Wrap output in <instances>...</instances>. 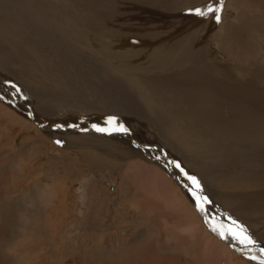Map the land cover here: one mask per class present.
Returning a JSON list of instances; mask_svg holds the SVG:
<instances>
[{"label":"rangeland","instance_id":"rangeland-1","mask_svg":"<svg viewBox=\"0 0 264 264\" xmlns=\"http://www.w3.org/2000/svg\"><path fill=\"white\" fill-rule=\"evenodd\" d=\"M90 1H96V2L99 1L98 3L101 5L104 13L107 7L112 6V8H114L115 11L114 15L118 16L114 18V15L111 13L110 15L113 16L108 18L107 15L104 14L106 16L103 17V20L101 22L107 23L109 26V21L110 23L112 22V24L114 23L113 18L116 21L113 27L111 26V28H109L110 31H108V28L105 29L106 31V32L104 31L105 35L100 36L101 40L107 39L108 34L112 35L111 32L113 33V35H118V36H124V35L128 36L129 35L128 33H130L131 35L130 37L135 36L134 38L138 37L141 39L143 37H147L146 35H148L143 31V29L140 28L141 26L143 25L151 26V24L153 23H159L160 28L169 30L171 32L169 33V37H167L165 40H169L170 38L173 37L174 39H179L180 35L182 39H185L186 36L189 37L190 39L193 38L195 42L196 43L198 42V44L200 45L203 46L208 45L207 47L205 46L206 48L205 55L209 54L208 51H210V48L216 49L220 57L222 55L224 59L226 58V60L231 61L227 67H230L228 70L234 81H237V79L238 81H241L243 78V80H246L252 84L254 90H256L259 86L264 85V67H263L264 63L263 64L261 63L263 65L262 66L263 68L261 67V64L260 66H258L256 63H253V60H255V58L252 52H249V54L251 53L250 55L253 58L248 59L247 60L248 63L239 61L237 59L235 60L231 58L227 59L228 56L226 52H222V50H220V46L218 47V42L216 40V33L220 31L221 26L222 28H224L230 23L227 26V28H230L229 26L235 27L236 29L241 28L243 33L244 32L243 27H244L246 30L249 29L252 32L255 33L257 32L256 34L252 32L249 33L245 32L242 36L245 37L246 39H249L250 35L255 34V36L253 35L254 37L252 40L254 47L257 46V48H264L263 46L264 45V39H263L264 38V24H263L264 0L261 1L249 0L250 2L248 0H243L242 2L241 0H224L222 10L220 12L221 19L219 23H217L214 16L212 15L201 17L189 12V9L203 7L208 3H213L214 5L215 0H154V1L150 0V2L148 0H144V2L143 0L142 1L141 0H127V1L126 0L123 1L122 0H118V1L90 0ZM96 2L92 3L94 7L97 4ZM147 2L149 7H151V9L148 6H145ZM250 8L252 11H250ZM260 8H262L263 10ZM259 9L261 12H257ZM124 15L126 16L125 19L123 20L130 18L133 19L134 22L132 24L134 26H130L127 29L129 25L127 27H124V25L120 24V21L122 20ZM255 16L258 19L257 21ZM106 20L109 21L106 22ZM258 22L259 24L262 25H258ZM256 24L258 27L256 26ZM252 25L253 26L255 25V27L258 28V31H255L256 28L255 27L252 28L253 27ZM122 27L123 29H121ZM155 28L156 26L149 29H155ZM129 29L132 32H130ZM115 30L119 31V34L121 35H119L118 32L117 33L114 32ZM176 30L179 32H176ZM23 31L24 29L20 23L9 25V22H7L0 27V32L4 33L6 37H10L11 39L14 40L17 39L18 41L22 39L21 33H23ZM190 33H193L195 35L192 36L191 34L192 36L191 37ZM97 35L99 36L98 33L95 34V36ZM118 36L116 37L119 38ZM158 36L165 37L168 36V34L166 32H162L159 33ZM255 37L256 40L258 39L257 41L254 39ZM160 40L162 41V39ZM57 43H63V42L58 39ZM24 44L27 45L26 42H24ZM154 46L155 45L153 44V47ZM106 53L104 55L107 56L108 53L107 54ZM263 53H264V49L262 54ZM262 54L260 58L263 61L264 55ZM108 56L109 57L112 56L113 59V55L111 56L108 55ZM64 57L71 60L70 63H72V65L74 64L73 67L78 66V62L75 60L73 61V59H76L74 54H71V57H68L65 54ZM28 59H29L28 62H26L25 65L19 70V72L21 73V78L23 79V81H25V83L29 84L30 81V84L29 85L27 84L26 86L28 89H31V91H33L34 93L36 92L37 94L40 95L42 94V96L39 95L35 97L33 100L32 95L29 94V91H27L28 89L25 86H23V83L17 79L16 83L18 84L15 85L23 93V95L20 96L21 100L19 102L18 99H15V101L17 100L16 102L14 101L15 104L17 102L19 103V105L17 103L18 108L20 109L19 112V110H17L18 108L16 109L17 105L15 106L14 102L12 101L14 100L15 97L13 96V92L11 90L10 84L7 83V86H9L10 88L9 91L11 90L10 91L11 95L9 92L2 94L1 93L2 90H0L1 93L0 97H2L0 98V180L4 176L8 177L9 175L8 177L9 179L7 178L8 179L7 183L5 182L3 188L0 187L1 188L0 193H2L6 189H10L3 197V200L5 202L7 201L8 203L6 206L7 208L5 207L7 211L4 212L3 210L5 209L0 210V214H1L0 216L4 218L1 220L0 223L1 224L0 240H4V244L6 243L5 244L6 247L2 246L3 249L2 247L0 248V264H10V263L15 264L11 262V259L13 261H16V264H86L85 259L87 258L89 259L90 257L91 259L89 260L92 261L91 262L92 264H96L95 260L97 261V264H101V263L102 264H137V262H140L139 258L137 257L141 256L142 253H143L142 257L144 258V261L140 262V264H148V263L149 264H261V260H264V253L259 252L260 250L258 249L264 248V206H262L261 204V202L262 203L264 202V199L262 201L258 200L257 198L255 200L250 199V198H255L254 197L255 195L253 193H255L256 188L255 185H253L254 184L253 181L251 182L248 181L247 183H243L239 177V174H234L235 176L230 175L227 178L228 184H225L226 187L219 186L218 183H216V184H211L209 189H207L208 187H206L204 183L200 184L199 182V175H198L199 169L191 166L190 162L187 160V158H185V155L188 154L190 157H192V160L196 162H200L202 160V162L209 163V161L215 160V158L217 157L218 159L216 158V161H222V160L224 161V164L221 163L220 165H228L229 164L227 163L229 161L228 152L225 153L222 150H213L211 153L205 149H202V151H199L200 149H196L197 150L196 151L194 147H191L192 144L189 142L179 139H175L176 142L173 140L174 143L172 142V144H174V149L176 150L178 149L176 151L177 153L173 151L170 152L165 148L161 160L163 164L164 161L166 163L172 164L171 169H173L172 172L174 174H176L177 176L180 174L179 177L176 178L175 180L168 172L161 169L159 165L156 164V166L153 167L155 162L153 163L152 161H149L150 159L157 162L160 160V159L156 160L153 156L150 155L151 153H154L153 146L147 145L146 144L147 142H145V140L142 139L145 136V134L147 135L149 134L148 136L150 137L154 136V130L152 128H149V124H146V122L144 121H141L140 126L142 128L140 129L139 126H136L137 123H139V120L136 121V119H134L131 116L130 117L132 119L127 118L126 116L128 115L122 114V118L121 120L118 118V122L122 123L123 125L127 124L124 127L128 126L127 128L128 133L127 134L121 133L118 135L117 138L124 141V144H120V145H125L126 142V144L129 145L128 146L129 148L131 149L134 148L137 149V151H139L140 149H142L140 146L142 145L143 147L145 142V145H147L146 148L149 149L146 150L148 153L146 155L140 153L144 158L140 156L141 159L138 157L136 161H134L135 159L134 160L132 159V161L130 159L128 161H125L124 165L121 164V166L116 165L114 163L110 164V162L108 161L105 162L104 160L106 164L103 162V166L99 169L97 168V166H93L89 163L91 166H93L92 168L96 170L94 171L92 170V168H88L89 164L86 162V158L84 157L86 154H89L87 152L86 154L84 153L87 150L86 144L87 143L93 144V142H91L90 140L88 141L86 139H83L84 136H75L73 132L71 133L68 132L69 133L68 136L67 133H63L57 127L58 123H56L57 122L56 119L62 120L63 118H66L65 116L66 114H68L66 113L67 111H65V114H63L64 111L55 113V115L58 114L57 116L53 114L56 118L53 115L49 117L48 115H46L45 116L46 121H47V117L55 118V119L52 118V120L49 119V122L56 123V127H53L52 125H49L47 127V125L49 124L48 122L47 124L46 122L44 123L41 122L42 124H44V126L46 125V127L44 128L41 126V124H40L41 127L38 126L37 122L33 123L28 117L22 114L23 112H25V109H24V105H22L21 103L30 100L28 103V108L32 111L31 107L34 106L35 100L37 98H41V100L47 101L51 104H53L54 102L56 103L60 102L63 103V105H65L67 110H72V111L75 110L73 112L74 115L78 110L82 111L76 114L83 115L84 116L83 118L87 119V121H84L86 123V126L91 127L93 125H96V123H98L97 126L108 127L109 129L111 128V125H105V119L108 116H112L111 115L112 112L109 110V108L106 105H104L105 107L104 108L103 104L101 103L100 104L98 103V105H96V107L92 109H87V106L84 105V103L86 102L85 101L82 102L78 94V91L82 90L85 94H87L88 97L90 98V102L93 101L92 99L96 98L95 92L92 91L88 86L84 85L81 82V80H79L80 76H76L75 74H72L70 71L67 70L65 71L64 70L65 68L62 67V65L57 67L59 64H61L58 63V61L56 62L57 59L54 60V58L53 59L49 58V60L51 59V61H49L48 59L41 60V58H39V62L41 63L33 62L29 56ZM5 62L7 63L8 66H10L11 63L10 59L6 58ZM100 62L101 65L104 66V63H102L103 61ZM231 63L233 64L231 65ZM44 65L46 67L50 65V68L48 69ZM245 66L248 67L246 68ZM227 67L224 68L227 69ZM231 67H234V69L232 68L234 71L232 73L230 72ZM21 70L23 73L21 72ZM0 71H1L0 75L6 74L3 73V70L0 69ZM54 71L56 72L54 73ZM30 73L31 75H29ZM113 73L114 75H116L115 71H113ZM32 76L33 77L35 76L34 79ZM47 77H50V79L49 78L47 79ZM46 79L49 81H47ZM3 81L1 82L3 84H6ZM40 81L42 82V85L44 84L43 86L41 85ZM50 81L52 84L50 83ZM39 83H40V87L35 86V84L39 85ZM47 85L50 86L51 88L50 87L46 88L48 87ZM32 86L34 87L35 90L33 89ZM0 88H2V86H0ZM44 88L45 91L43 90ZM57 88H59V90H57ZM228 88H229V84L228 87L226 88L227 90L226 93L228 92L227 94H233V91H231ZM47 89L50 92H48ZM52 89H54L55 91ZM72 90L73 92H70ZM46 91L48 94L45 93ZM60 91L62 92L59 94ZM72 93L77 95L75 96ZM258 94L257 96H259L260 99L264 97V89L262 90V86H261V93ZM53 95L54 97H52ZM69 95L75 98H72ZM4 97H6L7 99L5 98L3 100ZM9 98L10 99L12 98L11 101L9 100ZM70 99H72L73 101H70ZM36 103L40 105L38 101ZM34 107H33L34 111H37L38 109ZM93 111L96 112V114H93L94 113ZM68 112H70V114L72 113L71 111ZM61 114H63V116ZM60 115L62 116V118H59ZM33 117H35V114H33ZM35 118L41 120L40 115L39 116L36 115ZM76 125L77 124H72L65 128L67 129L69 128L71 129V127L78 128L79 124L77 126ZM136 127H139L138 128L139 131H136ZM79 128L81 129L80 132L82 133L86 132L82 129L86 127L79 126ZM92 128L93 127H91V130ZM144 129H146V131ZM95 130L96 129L94 128L93 130L94 133L98 134V132H95ZM55 131H57V133ZM141 132L144 134L142 138L140 137L141 135L140 136L136 135ZM138 137H140V139H138ZM56 141H60L61 143L58 144L56 143ZM153 142H155V140ZM176 143L178 146L176 145ZM156 144L159 146L160 143L156 142ZM167 144L169 146L170 142H167ZM131 145L132 146L136 145L135 147L137 148L132 147ZM150 146H152V148ZM161 146L164 147L162 144ZM185 147H187L190 150H188ZM21 151H23L24 154L21 153ZM95 151H96L95 153H98L99 156L101 155L103 157L102 155L103 148L102 150L95 149ZM73 152L77 153V156H79L80 160L72 155H69L70 153ZM117 152H119L118 149L113 150V153H115V155H119V153L117 154ZM65 153L67 154V156H70L73 159L75 158L74 160H78L76 165H78L79 167L75 166L76 168L75 171H77L76 173L77 175L73 171V177H70L69 174L66 173V171L57 169L55 173L53 172L51 174L54 180H52L51 183H49L50 181L48 180L49 179L48 177L43 178L44 175L47 176L45 171L49 167L57 166L60 162L64 161L66 158ZM238 158L239 157H237V159ZM178 159L180 162L178 161ZM11 162L12 163L17 162L18 165L20 162L22 165L21 164L19 165L20 168L13 167L10 165ZM178 163H181L182 166ZM177 164L181 166V168L177 167ZM148 167H152L153 169ZM21 168L22 170H20ZM181 169H183V172L181 171ZM32 170H34V172ZM90 170H92L93 172H91ZM185 173L189 176H194L196 180L199 182L200 191L197 193L199 197L200 198L207 197L211 201V204L203 205L207 209L205 215H207L208 217V222H205L204 216H202L195 207L196 199L194 200V198H192L193 197L192 193L196 191V186L188 179V177L187 178L184 177L186 176ZM12 175L14 178L12 177ZM151 176L154 177L152 178ZM105 178H108L111 181L105 183L103 181ZM43 180H45V183L43 182ZM37 185H39V187L40 185L41 186L47 185V187L58 186V190L57 191L45 190L44 192H47L48 194L50 193L51 197L49 200L40 201L41 202L40 203L38 198L40 197L41 193L44 192H42L43 187H41L42 190L39 189L36 190ZM92 186L96 188V190L93 188L92 191L94 192L90 193ZM180 186H182L183 189ZM184 186L186 193L184 191ZM253 187L254 189H252ZM187 189L191 190L190 193L189 191L187 192ZM251 189L253 190V192ZM32 190L33 191L35 190V192H33ZM31 191H32L31 197L26 198ZM10 192H15V193H10ZM51 194L53 195L54 198H52ZM137 194L139 197H136ZM240 195L244 196L243 199L244 202L239 206L238 197H240ZM222 196L223 199L221 198ZM28 200H30L31 202L40 203V209L44 207L45 209L44 213H46L47 215L45 216L48 221L47 225H46V221H44L45 218L41 220V224L43 223L45 226L44 231L45 233L47 232L45 236L47 237L46 238L47 242H45V244L42 245L43 247L40 244L41 241L43 240L42 237L43 233L42 236L36 235L33 238H28L30 234H28V236L24 235L23 233L21 234L22 230L19 231L13 229L12 231L4 232V229H8L9 227L6 219L11 220L14 217H16L14 218L16 221L13 219V223L20 222L23 228L22 223L24 221V218H22L23 216H20L19 214L27 209L26 207L28 204L27 202ZM217 200L220 202H218ZM221 200L223 203H221ZM258 201L260 204L258 203ZM25 202H27V204H25ZM1 205L3 208L4 205L0 204V207ZM245 206H248L250 211L248 207L246 208ZM226 207L230 209L232 208L231 211ZM253 207H254V211H252ZM11 208L12 210H10ZM223 210L225 211L224 214H222ZM235 210L237 212H234ZM229 211L232 213H230ZM218 212H220L222 215H220ZM225 213L227 214L226 216L229 219L226 216H224ZM213 220L215 222H213ZM233 220L237 221L239 225L243 226V228L247 230L249 235H251L252 238L257 242L255 245L256 248L253 246H252L253 249L251 250L246 248L248 249V251L250 250L249 253L248 252L243 253L238 250V248H240L239 245L241 246L240 243H237L234 240L230 241V239H225V240L221 239L216 233L213 234L214 232L210 230L209 223L211 225L213 224L214 226L218 224L217 229L220 232H227L228 229L229 230L234 229L235 231H237L238 230L237 226L232 225ZM191 224L193 225L191 229L195 231L194 232L195 234L193 233V236H191L193 231L189 230L190 236L188 237V233L186 232L187 230L186 227L187 225L188 227H190ZM220 225L222 226V228H219ZM198 232L203 236L201 235L197 236ZM136 234H138V236ZM135 235L136 237H138L136 240L133 239ZM159 235L161 237L163 235L164 236L162 238H159L158 237ZM257 238L260 242L257 241ZM207 239H210L209 242L207 243L208 245H206ZM258 242L259 243L262 242V244H258ZM97 249H99V251L102 249L98 255H96ZM3 255L7 257L3 258L4 257ZM95 256H99L100 258L103 259L102 260L95 259ZM255 256H257L256 259H252V257Z\"/></svg>","mask_w":264,"mask_h":264},{"label":"bare ground","instance_id":"bare-ground-1","mask_svg":"<svg viewBox=\"0 0 264 264\" xmlns=\"http://www.w3.org/2000/svg\"><path fill=\"white\" fill-rule=\"evenodd\" d=\"M116 1H118V0H116ZM148 1L150 2V0H148ZM242 1L243 0H241V2ZM258 1H261V0H258ZM94 2H96V1H90V0H0V27L3 26L4 23L9 22V25L20 23L24 29L23 33L20 32L22 34V39L19 41L17 39L14 40V39H11L10 37H6L4 33L0 32V69L3 70V73H6V74L0 75V79L2 78L0 80V86H2V88H0V90H2L1 93L2 94H5L6 92L10 93V91L12 90L13 96L15 97L14 100H12V101L14 102L15 99H18V102H19L21 100L20 96H22L23 93L21 92V90L19 92H16V90L12 87V85L18 84V83H16V80L18 79L20 82L23 83V86H25V87L27 86L28 83H25V81H23V79L21 78V73L19 72V70L25 65L26 62H28V60H29L28 56L32 59L33 62H39V58H41V60H46V59L49 60V58H52V59L54 58V60L57 59L56 62L58 61V63H61L57 67L62 65V67L65 68L64 69L65 71L67 70V71H70L72 74H75L76 76H80L79 80H81V82L84 85L88 86L92 91L95 92L96 98L92 99L93 101L90 102V98L88 97L87 94H85L82 90L78 91V94H79L82 102H84V101L86 102V103H84V105L87 106V109H92V108L96 107V105H98V103L99 104L101 103V104H103V107H104V105H106L109 108V110L112 112L111 113L112 116L115 115L120 120L122 118V114L128 115V116H126L127 118L132 119L131 117H133L134 119H136V121L139 120V123H137L136 126H139L140 129L142 128L140 126L141 121H144V122H146V124H149V128H152L154 130V136L150 137V136H148L149 134L148 135L145 134V136L143 137L144 134L142 132H144V131H142L141 133L136 134V135L137 136L141 135L140 137L141 138L143 137L142 139L145 140V142H147L146 143L147 145H152L155 154L154 153H151V154L149 153V154L151 156H153L156 160L160 159L158 162L153 161L151 159L149 160V161H152L153 163L155 162L154 165L152 164L153 167L156 166V164H157L161 167V169L168 172L175 180H176V178L179 177L180 174L177 176L176 174H174L172 172L173 171V169H171L172 164L166 163L165 161L163 164V162L161 160V157L164 154L163 151L165 148L167 150H169L170 152L173 151V152L177 153L176 151L178 149L177 150L174 149V144H172L173 140L175 141V139H179V140L189 142L192 144L191 147H194L195 150L200 149L199 151H202V149H205V150L212 153L213 150H222L225 153L228 152V155H229L228 156L229 161L227 162V163H229L228 165H220L221 163L224 164V161L223 160L222 161H216L217 157L215 158V160L209 161V163H207V162H202V160L201 161L198 160L200 162H196V161L192 160V157H190L188 154L185 155V158H187V160L190 162L191 166L199 169L198 175H199L200 184L204 183L206 185V187H208L207 189H209L211 184H216V183H218L219 186L226 187L225 184H228L227 178L230 175L239 174V177L243 183H247L248 181H250V182L253 181V183H254L253 185H255L256 190H255V193H253L255 195L254 196L255 198H250V199L255 200L257 198L258 200L262 201L264 199V97L262 96L263 98L260 99V97L257 96V94L261 93V86H262V90H263L264 85H261L259 87L257 86L258 88L257 89L255 88L256 90H254L252 84L246 80H243L242 77H241L242 78L241 81H238V79H237V81H234V79L231 77L229 70H228L230 67H227L231 61L226 60V58L224 59L222 57V55L220 57L218 55V51L216 49L210 48V51H208L209 54L207 53L208 55H205L206 54V48H205L206 45L203 46V45L198 44V42L196 43L193 38L190 39L189 37L186 36L185 39H182V37L180 35L179 39H174V37H173V38H170L169 40H165L167 37H169V33H171V32L169 30H165V29L160 28L159 23H153V24H151V26H148V25L141 26L140 28L143 29V31L146 34H148V35H146L147 37H143L141 39L138 37L134 38L135 36L130 37L131 36L130 33H128L129 34L128 36H126V35L118 36V35H113V33L111 32L112 35L108 34L107 39H105V40L102 39L103 40L102 41L100 36L105 35V32H106L105 29L106 28H108V31H110L109 28H111V26L113 27V25L116 21V20H114V18H116L118 16L114 15L115 11H114V8H112V6L107 7L105 10V13H104L101 5L98 3L99 1L96 2L97 4L95 5V7L92 4ZM143 2H144V0H143ZM145 6L149 7L148 2L145 4ZM145 6H144V9H145ZM122 7H121V9H122ZM241 7H243V6H241ZM149 8L151 9V7H149ZM117 9H119V8H117ZM117 9H115V10H117ZM260 9H262V8H260ZM260 9L257 12H261ZM147 10H148V8H147ZM250 11H252L251 8H250ZM111 13L114 15V18H113L114 23L113 24H112V22L110 23L109 20H108L109 26L107 23L101 22L103 20V17H105L106 15L108 18L113 16V15H110ZM104 14H106V15H104ZM125 16L126 15H124V17L120 21V24L124 25V27H127L129 25L127 27V29L130 26H134L132 24L134 22L133 19L130 18V19L123 20V19H125ZM255 18L257 21L258 19L256 16H255ZM108 21L106 20V22H108ZM258 25H262V24H259V22H258ZM155 26H156L155 29H149V28H152ZM227 26H225L224 28H222V26H221L220 31H218V29H217L218 32L216 33V40L218 42V47L220 46V50H222V52H226V54L228 56L227 59L231 58L234 60L237 59L239 61L247 62L248 59L253 58L250 55L251 53L249 54V52H252L254 54L253 56L255 58V60H253V63H256L258 66H260L261 63L263 64L264 59L262 58L263 59V61H262L260 56H261L264 48H257V46L254 47V44L252 41L253 37L255 36V34L257 32L256 33L252 32L249 29H248L249 30L248 31L242 26L243 30H244V32L242 33L241 28L236 29L235 27H232V26H229L230 28H227ZM256 26H257V24H256ZM254 27H255V25L252 28H254ZM121 29H123V27ZM180 29H182V28H180ZM256 29H255V31H258V28H256ZM129 31H130V29H129ZM114 32H116V33L118 32V34H119V31H117V30H115ZM130 32H132V31H130ZM162 32H166L168 34V36H165V37L158 36L159 33H162ZM176 32H179V31L176 30ZM202 32H203V30H202ZM245 32H248V33L252 32L255 34H253L254 36L250 35L249 39H246L245 37L242 36ZM96 33L99 34V36L97 35L98 37L95 36ZM125 33H126V31H125ZM191 34H192V36L195 35L193 33H190V36H191ZM119 35H121V34H119ZM116 36H118L119 38H117ZM204 36H206V35H204ZM19 38H20V36H19ZM58 39L60 41H62L63 43H57ZM160 39H162V41ZM254 39L256 40V37ZM211 40H213V39H211ZM261 41H262V39H261ZM24 42H26L27 45H25ZM112 44H114V45H112ZM153 44L155 45L154 47H153ZM208 44H209V42H208ZM261 45H262V43H261ZM259 47H261V46H259ZM261 49H262V51H261ZM105 53L107 54V56L113 55V59H112V56L107 57L106 55H104ZM65 54L68 57H71V54H74L76 59H73V61L74 60L77 61L78 66L73 67L74 64L72 65V63H70L71 60L64 57ZM262 55H264V53ZM6 58L11 60L10 66H8L7 63L5 62ZM42 58H44V59H42ZM49 61H51V59ZM100 61H103L102 63H104V66L101 65ZM39 63H41V62H39ZM232 64L233 63H231V65ZM262 64H261V67L263 66ZM246 65H248V64H246ZM250 65H251V63H250ZM62 67H60V68H62ZM224 67H227V69ZM234 67H236V66H234ZM234 67H231V69L232 68L234 69ZM242 67H244V66H242ZM46 68L49 69L50 65L47 66ZM231 69H230V72L231 73L234 72L233 69L232 70ZM22 70H21V72H22ZM30 71H33V70H30ZM36 71H37V69H36ZM113 71H115L116 75H114ZM44 72H46V71H44ZM55 72L56 71H54V73ZM0 73H1V71H0ZM247 73H248V71H247ZM29 75H31V73ZM32 75H34V74H32ZM66 76H68V75H66ZM34 77H33V79H34ZM48 78L50 79V77H47V79ZM262 78H263V76H262ZM255 79H256V77H255ZM42 80H44V79H42ZM1 81L5 82L6 84H3ZM47 81H49V80H47ZM69 81H71V80H69ZM7 83L10 84V87H11L10 91H9L10 88H9V86H7ZM50 83H51V81H50ZM29 84H30V81H29ZM228 84H229L228 89L233 91V94H227L228 92L226 93V91H227L226 88L228 87ZM41 85H42V82H41ZM4 86H6V87H4ZM35 86L40 87V83H39V85L35 84ZM61 86H62V84H61ZM49 87L50 86H48L46 88H49ZM33 89H34V87H33ZM69 89H70V87H69ZM43 90L45 91V88ZM52 90H54V89H52ZM55 90H56V87H55ZM57 90H59V88H57ZM27 91H29V94L32 95L33 100L35 97L40 95V94H37L36 92L34 93L33 91H31V89H28ZM47 91H48V89H47ZM47 91L45 92L46 94H48ZM48 92H50V91H48ZM61 92L62 91H60L59 94ZM70 92H73V90ZM63 93H66V92H63ZM72 94H74V93H72ZM10 95H11V93H10ZM1 96H3V95H1ZM25 96H27V95H25ZM40 96H42V94ZM69 96H71V95H69ZM6 97H4L3 100ZM52 97H54V95ZM71 97L75 98L73 96H71ZM0 98H2V97H0ZM11 99L9 98L10 101H11ZM77 100H80V99H77ZM27 101L26 102L24 101L26 103V106H25L26 108H28V103L30 100L28 102ZM37 101L39 102L40 105H38L36 103ZM70 101H73V100L70 99ZM15 102H14V104H15ZM74 102H75V100H74ZM17 103L15 104V106L17 105ZM23 103H21V104L23 105ZM58 103L54 102L53 104H51L47 101L41 100V98H37L35 100V103H34L35 107L32 106L33 104L31 105L32 106L31 112H32V114H35V117H36V115L37 116L40 115L41 120H38L35 117H28V118L33 123H35V122H37V124L40 123L41 126L44 127V124H42L41 122H43V123L46 122V119H45L46 115H48V117H49V116H52L53 114L55 115V113H58L61 111H64V113L63 112L62 113L65 114V111H67L66 113H68V114H66V116H65L66 118H63L62 120L56 119V121H57L56 123H58V125L60 126V127H58V129L61 130L63 133H67L68 136H69L68 132H70V133L73 132L75 134V136H84L83 139H86L88 141L90 140L91 142H93V144L92 143L86 144L87 150L84 152L85 154H86V152L89 153V154H86L84 156L86 158V162L88 164L90 163L91 165L97 166V168L100 169L103 166V162L105 160V162L108 161V162H110V164L114 163L116 165L121 166V164L124 165L125 161H128L130 159H131V161H132V159L133 160L135 159L134 161H136L138 157L141 159V157H143V156L140 153H143L145 155L148 153L146 151L148 148H146L147 145H145V142H144L143 147H142V145L141 146L139 145L142 148L139 151H137V149H134V148L133 149L129 148L128 147L129 145H127L126 142H125V145H120V144H124V141L117 138V137L119 134H121L123 132L114 133V132L109 130V131H107L108 133L107 132H100L99 133L98 131L95 130V132H98V134L94 133V131H93L94 128H92V130H91V127H92L91 125H90L91 127L86 126V123L84 121H87V119L83 118L84 117L83 115H79V114L77 115L76 114V113H79L82 111L78 110L75 113V115H77V116H75L73 113L75 111L74 109H73L74 111L67 110L65 105H63V103H60V102H58ZM18 105H19V103H18ZM18 105H17L16 109L18 108ZM99 106H101V105H99ZM33 107L37 108L38 110L34 111ZM80 108H82V107H80ZM17 110H19V112H20L19 108ZM68 111H71L72 113L70 114V112H68ZM63 114H61V115L63 116ZM80 114H82V113H80ZM93 114H96V112H94ZM57 115H55V116H57ZM61 115L59 118H62ZM48 117H47V122L49 123L48 125H52V126L56 127V123L49 122V119L52 120V118H54V117H51V118H48ZM100 118H102V117H100ZM88 121H90V120H88ZM94 121H96V120H94ZM47 122H46V124H47ZM72 124H77V125L79 124L80 127L81 126L86 127V128H82L86 132H83V133L80 132L81 129L79 128V126H78L79 129L76 127L75 128L71 127V129L69 128L70 130L65 128V127L70 126ZM97 124L98 123H96V125ZM126 125L127 124H125L124 126H126ZM73 126H75V125H73ZM139 127H136V131H139L138 130ZM126 128H128V126ZM144 130L146 131V129H144ZM57 131H55V132L57 133ZM140 137H138V139H140ZM154 140H155V142H153ZM140 141H142V140H140ZM166 141L170 142L169 146H168ZM156 142L160 143L159 144L160 147L156 144ZM161 144L164 147H162ZM176 145H177V143H176ZM135 146H132V147H135ZM152 146H150V147L152 148ZM186 146H188V145H186ZM102 148H103V151H102L103 157L101 155L99 156L98 153H95L96 152L95 149L96 150H98V149L102 150ZM135 148H137V147H135ZM185 148H187V147H185ZM114 149L119 150V152H117V154L119 153V155H115V153H113ZM188 150H190V149H188ZM70 152H71V150H70ZM21 153H23V151H21ZM32 155H33V153H32ZM69 155H72V156L76 157L77 159H79V156H77V153H75V152L70 153ZM199 156H202V155H199ZM225 156H226V154H225ZM241 156H242V158H241ZM34 157H36V156H34ZM84 157H82V158H84ZM218 157H219V155H218ZM237 157H239V158L237 159ZM74 159L70 156H67V154H66L65 160L60 162L57 166L49 167L45 171L47 176L44 175L43 178L48 177L49 178L48 180L50 181L49 183H51V181L54 180L53 177L51 176V174L53 172L55 173L57 171V169L64 170V171H66V173L69 174L70 177H73V171L75 172V174L77 173V171H75V169H76L75 166H78V165H76L78 160H74ZM145 161H147V160H145ZM178 161H179V159H178ZM20 164L21 163L19 162V165ZM90 164H89L88 168L93 167ZM178 164L181 165V163H178ZM10 165L13 167H19L17 162H15V163L11 162ZM16 165H18V166H16ZM181 166H179V167L181 168ZM148 168H152V167H148ZM156 169H157V167H156ZM20 170H22V168ZM92 170H94V169L92 168ZM92 170H90V171L93 172ZM32 171L34 172V170H32ZM94 171H96V170H94ZM21 176H22V174H21ZM8 177H9V175H8ZM8 177L4 176L0 180V187L3 188V185L5 184V182L7 183L8 179H9ZM12 177H13V175H12ZM184 177L187 178V177H189V175H186ZM206 179H209V180H206ZM103 181L106 183V182L111 181V180H109L108 178H105ZM43 182L45 183V180H43ZM41 187H43V190ZM180 187H182V186H180ZM93 188L94 187L92 186L90 193L94 192V191H92ZM38 189L42 190V192H44L45 190L46 191H55V190L57 191L58 186L57 187H55V186L54 187L53 186L47 187V185H45V186L40 185V187H39V185H37L36 190H38ZM94 189L96 190V188H94ZM182 189H183V187H182ZM252 189H254V187ZM9 190L10 189H6L2 193H0V204L4 205L3 208L1 205L0 210L5 209V210H3L4 212L7 211L6 206L8 203H7V201L5 202L3 200V197ZM32 191L30 192V194L26 198L31 197ZM184 191L186 193L185 186H184ZM188 191L190 193L191 190L187 189V192ZM33 192H35V190ZM252 192H253V190H252ZM10 193H15V192H10ZM197 196L199 197L198 194H197ZM50 197H51L50 193L48 194L47 192H44V193H41L38 200H39V202L43 201V200H49ZM136 197H139L138 194L136 195ZM52 198H54L53 195H52ZM221 198L223 199V196ZM243 199H244V196H242V195H240V197H238V201H239L238 205L239 206H240V204H242L244 202ZM14 200H15V198H14ZM30 200L27 201L28 204H27V202H25V204H27V207H26L27 209L19 214L20 216H23L22 218H24V221L22 223L23 228H22V225L20 224V222H16V223L14 222L15 224L13 223V219L16 218V217H14L11 220L6 219L9 227H8V229H4V232L5 231H7V232L12 231L13 229L19 230V231L22 230L21 234L23 233L24 235H27V236H28V234H30L28 236V238H33L36 235L42 236V233H43V236H42L43 240L40 243L42 246L45 244V242H47L46 241L47 237H45L47 232L45 233V231H44L45 226L43 223L41 224V220L43 218H45L44 221H46V225H47L48 221H47V218L45 217L47 215H46V213H44V210H45L44 207H42V209H40V203L41 202L40 203L31 202ZM191 202H193V201H191ZM218 202H220V201H218ZM224 202H226V201H224ZM20 203H22V202H20ZM221 203H223L222 200H221ZM229 203H232V202H229ZM258 203H259V201H258ZM263 203L261 202L262 206H264ZM13 205H14V203H13ZM195 205H196V200H195ZM19 206H21V205H19ZM208 206H210V205H208ZM248 206H245V207L247 208ZM258 207H259V205H258ZM226 208H228V207H226ZM233 208H235V207H233ZM261 208H263V207H261ZM228 209H230V208H228ZM231 209H230V211H231ZM248 209H249V207H248ZM252 209H253L252 211H254V207ZM10 210H12V208ZM236 210H239V209H236ZM236 210L234 212H237ZM249 211H250V209H249ZM224 212L225 211L223 210L222 214H224ZM218 213L220 215H222L220 212H218ZM230 213H232V212H230ZM242 214H244V213H242ZM226 215L227 214L225 213L224 216H226ZM205 216H207V215H205ZM211 218H212V216H211ZM245 218H246V215H245ZM2 219H4V218L2 216H0V223H1ZM213 222H215V221L213 220ZM192 226L193 225L191 224L190 227H188V225L186 227L187 228L186 232L188 233V237L190 236L189 230H192L191 229ZM212 226H214V225L212 224ZM217 226H218V224L215 225L216 228H217ZM0 227H1V224H0ZM179 227H180V225H179ZM219 228H222V226L220 225ZM155 229H156V227H155ZM19 231H17V232H19ZM194 232L195 231L192 232L191 236H193ZM197 234H198L197 236H199V235L203 236L199 232ZM213 234H215V233H213ZM136 235L138 236V234H136ZM136 235L133 237L134 240H136L138 238V237H136ZM158 237L162 238L160 235ZM194 237H195V235H194ZM209 240L210 239L206 240L207 241L206 245H208L207 243L209 242ZM231 240L232 239H230V241ZM257 241H259L258 238H257ZM215 242H217V241H215ZM236 242L239 243L238 241H236ZM259 242H258V244H262V242L261 243H259ZM0 244H1L0 248L2 246L6 247V245H5L6 243L4 244V240H0ZM193 244H196V243H193ZM100 246H102V245H100ZM241 246L239 245L240 248H238V250L243 252V253L244 252L249 253L250 250L253 249V247H255V246L244 247L243 245H241ZM246 248H248L250 250L248 251V249H246ZM2 249H3V247H2ZM244 250H247V251H244ZM258 250H260V249H258ZM100 251H99V249H97L96 255H98ZM259 252H261V251H259ZM251 253H253V252H251ZM101 255H102V253H101ZM105 255H107V254H105ZM142 255H143V253H142ZM142 255L137 257V258H139L140 262L144 261V258L142 257ZM3 256H4L3 258L7 257V256L5 257V255H3ZM255 257H257V256H255ZM89 259H91V257ZM89 259L88 258L85 259L86 264H92L91 263L92 261H90ZM95 259L102 260L103 258H100L99 256H95ZM11 262L16 264V261H13L12 259H11ZM140 262H137V264H140ZM95 263L97 264L96 260H95ZM98 263H100V262H98Z\"/></svg>","mask_w":264,"mask_h":264},{"label":"snow or ice","instance_id":"snow-or-ice-1","mask_svg":"<svg viewBox=\"0 0 264 264\" xmlns=\"http://www.w3.org/2000/svg\"><path fill=\"white\" fill-rule=\"evenodd\" d=\"M223 3L224 0H215L214 5L213 3H208L203 7L189 9V12L201 17L212 15L214 16L217 23H219L221 19L220 12L222 10ZM12 87L15 88L16 92L20 91V89L16 87L14 84L12 85ZM105 125H111V128L109 129L108 127H99L97 125H93L92 127L95 128L96 131L98 132H107L110 130L112 132H123L124 134L128 133V129L124 127L122 123L118 122V117L116 116H108L105 119ZM57 127L60 126L57 125ZM56 143L59 144L61 142L56 141ZM177 167H179L178 164ZM181 171L183 172V169H181ZM185 175L187 174L185 173ZM188 179L196 186V191L192 193L193 198L196 199L195 207L202 216H205L207 209L203 205L211 204V201L207 197L200 198L197 196V193L200 191V188H199V182L196 180L194 176H189ZM205 221L208 222L207 216H205ZM232 223L233 225L237 226L238 230L235 232L231 230H228L227 232H220L215 226H212L211 224H209V227L210 230L216 233L218 236H220L221 239H232L238 241L244 247L256 245L257 242L252 238L251 235L247 233V230L244 229L243 226L239 225L238 222L235 220H233ZM260 251L264 253V248H261ZM252 259H256V257H252ZM261 264H264V260H261Z\"/></svg>","mask_w":264,"mask_h":264},{"label":"water","instance_id":"water-1","mask_svg":"<svg viewBox=\"0 0 264 264\" xmlns=\"http://www.w3.org/2000/svg\"><path fill=\"white\" fill-rule=\"evenodd\" d=\"M204 218H205V216H204ZM205 220V219H204ZM206 222V221H205Z\"/></svg>","mask_w":264,"mask_h":264}]
</instances>
